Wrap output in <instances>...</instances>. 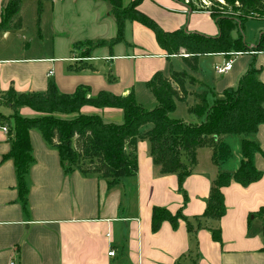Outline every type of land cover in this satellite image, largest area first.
Wrapping results in <instances>:
<instances>
[{"label": "crops", "instance_id": "crops-1", "mask_svg": "<svg viewBox=\"0 0 264 264\" xmlns=\"http://www.w3.org/2000/svg\"><path fill=\"white\" fill-rule=\"evenodd\" d=\"M8 1L0 0V23ZM28 1L21 0L18 13L8 26L0 28V92L12 89L18 93H43L51 81L65 94H71L80 85L87 86L92 95L101 89L115 95L133 90L135 100L145 110L155 107L156 100L146 81L159 71L169 74L173 59L182 60V54L167 56L150 28L128 19L121 42L111 48L103 45L93 49L83 60L86 68L76 70L79 51H73L74 43L109 40L117 32L109 3L32 0L41 11L36 34L40 41L47 38L44 25L49 23L51 47L47 51L42 44L37 49L31 42L25 43L22 10ZM122 1L127 5L133 0ZM136 8L168 32L180 29L210 37L218 34L209 12L188 11L182 0H140ZM44 10L48 18L42 17ZM18 18L20 27L14 25ZM248 19L257 20L258 24L248 40L242 23L243 39L251 48L264 34V17L245 20ZM237 35L234 30L233 38ZM57 42L67 45L63 53L59 52ZM206 56L223 57L213 67L233 57L231 70L216 74L211 81L196 74L200 64L195 71L187 69L208 86L209 104L225 89L235 87L248 69L259 70V80L264 83V50ZM141 86L151 94L149 105L138 101ZM6 108L9 107L3 109ZM11 112L10 109L8 115ZM81 112L98 114L107 123L123 120L119 108L97 109L87 105ZM19 113L27 118L37 115L27 107ZM193 120L191 114L185 122ZM3 125L9 130L8 124ZM28 134L32 164L24 175L27 194L23 203L15 164L8 157V135L0 129V264H264V227L256 214L264 210V123L246 137L258 146L253 164L261 172L260 177L246 185L232 181L224 186L222 218H202L199 222L194 217L205 209L212 180L221 171L234 173L239 167L244 137H223L232 157L218 165L212 161L211 148L198 149L197 162L182 182L183 196L176 174L159 173L149 153L150 145L144 140L136 143L134 175L109 188L106 180L97 175L84 176L77 170L65 172L57 150L46 143L41 133L31 128ZM153 207H165L171 214L180 212L194 226L192 232L187 231L180 218L176 228L164 220L152 230ZM213 230H219V240L213 238ZM110 250L114 255H108Z\"/></svg>", "mask_w": 264, "mask_h": 264}, {"label": "trees", "instance_id": "trees-1", "mask_svg": "<svg viewBox=\"0 0 264 264\" xmlns=\"http://www.w3.org/2000/svg\"><path fill=\"white\" fill-rule=\"evenodd\" d=\"M104 1L110 5L117 32L109 40L74 43L73 47L86 45L81 58L75 62L78 64L74 67L76 70L86 68L83 60L91 55L93 49L103 45L111 48L121 42L124 22L128 19L150 28L167 56L181 54L180 50H183L186 55H181L183 63L192 71L197 69L202 55H231L264 50V34L250 48L243 39L242 24L247 18L264 15V0H209L212 6L207 11L218 27L216 37L180 29L165 31L148 15L137 10L140 0H133L127 5L122 0ZM20 2H6L1 12L0 28L8 26L18 13ZM187 9L200 11L202 8L187 5ZM230 11H238L241 16L228 14ZM14 25L20 27L19 18ZM234 30L238 32L236 38L232 36ZM258 76L259 70L248 69L235 87L225 89L209 104L208 86L189 71L170 70L169 74L159 71L146 81V86L156 100L155 107L149 110H145L135 100L133 90L126 95H115L101 89L92 95L87 86L80 85L71 94H65L59 92L50 81L43 93H18L12 89L0 92V107L7 106L12 111L5 115L0 109V125L6 123L9 126L7 135L11 150L8 157L15 164L22 202L25 203L27 194L24 175L32 164L28 134L31 128L41 133L46 143L57 150L65 172L77 170L84 176L97 175L106 180L109 188L122 178L134 175L137 169L136 143L144 140L150 145L149 153L154 165L159 167V173L176 174L183 196L182 182L191 174L197 162V150L211 148L212 161L218 165L232 157L231 149L223 137L240 135L244 138L241 140L242 160L239 167L234 173L221 171L212 180L205 209L201 215L194 217L196 222L202 218L219 220L225 212L222 188L232 181L246 185L261 175L253 164V154L258 151V146L246 139L264 123V83L260 82ZM189 88L199 91L192 92ZM190 95L193 102L188 104ZM176 101L186 102L187 113L193 114L196 121L188 123L171 118L169 114L175 110ZM87 105L97 109L119 108L123 120L117 124L107 123L98 114H84L81 108ZM23 107L32 109L37 115L29 118L20 115L19 110ZM256 214L264 227V210ZM151 217L152 230H156L164 220L176 228L179 218L185 221L187 231L192 232L194 227L180 212L171 214L165 207H153ZM212 235L215 240H219V230H213Z\"/></svg>", "mask_w": 264, "mask_h": 264}, {"label": "rangeland", "instance_id": "rangeland-1", "mask_svg": "<svg viewBox=\"0 0 264 264\" xmlns=\"http://www.w3.org/2000/svg\"><path fill=\"white\" fill-rule=\"evenodd\" d=\"M183 1V0H182ZM193 2H200V0H190V3ZM28 4L25 5V8H23L22 10V17H23V36L25 38V43L26 42H31V46L34 47H38L40 46V44H42V46L44 47V50H50V44H51V38H50V31H49V23L44 25V33L47 34V38L43 39V41H40L38 38H36V34H38V15L41 12L40 9H37L38 7H36L35 3L32 0H29ZM192 7H196L195 5H190ZM209 8H211L212 4L209 2L208 5ZM40 7V6H39ZM219 9V8H218ZM220 12H222L221 10H218ZM225 13V12H224ZM233 14L235 16H241L240 13L238 11H230L228 12V14ZM47 16L46 15V11L44 10V13H42V17ZM48 18V16H47ZM244 24V31H245V35H246V39H248V35H252L253 34V29L255 30V27L258 25L257 24V20L254 19H248L245 20V22H243ZM249 40V39H248ZM42 42V43H41ZM39 45V46H38ZM58 48H59V52L63 53L65 47L67 46L64 42H57ZM86 45L84 47L82 46H76V47H72L73 51H79L78 54L76 55L77 58H81L82 53L85 51L83 50V48L85 49ZM181 54H184V51H181ZM221 58H223L222 56H206V55H202V57L200 58V65H199V71L196 72V74H200L202 76H204V78L208 81H211L212 78H214L216 75L215 70L213 69V64L215 62H219V60H221ZM172 69L173 70H187L185 64L183 63V60H181L180 58H175L172 61ZM188 71V70H187ZM192 89V88H191ZM197 91H199L197 89ZM148 94V95H147ZM150 93L148 91V89L145 86H141L140 87V92L138 95V101H140L143 104H150ZM148 96V100L146 99ZM189 100H187V103H192L193 99L192 98H188ZM208 99V98H207ZM152 103V101H151ZM187 103L186 102H181V101H176V107L175 110L170 113V117L173 119H190L191 114L187 113ZM5 108V106H1L0 109ZM10 111L9 108H6V110L3 109V112L6 113L8 115V112ZM193 115V114H192ZM194 120L196 121V117L193 115ZM117 120V119H116ZM185 120V121H186ZM192 121V122H193ZM239 136V135H238ZM237 137V136H236ZM242 136H240L241 138Z\"/></svg>", "mask_w": 264, "mask_h": 264}, {"label": "built area", "instance_id": "built-area-1", "mask_svg": "<svg viewBox=\"0 0 264 264\" xmlns=\"http://www.w3.org/2000/svg\"><path fill=\"white\" fill-rule=\"evenodd\" d=\"M220 1H222V0H220ZM209 2H210L209 0H200V2H198V3L197 2H193V1H192V3H190V0H183V4L186 7H187V5H195L196 8H198V9L202 8V10H205V11H207V9H209V6H207ZM207 12H209V11H207ZM263 17H264V15H263ZM231 54L235 55V54H238V53H231ZM182 55L186 56L185 54H182ZM76 59H78V58H76ZM232 64H233V57L231 56V58L225 60L223 63L214 65L213 69L215 70L216 74H225V73H227V72H229L231 70ZM49 74H51V72H49ZM0 129L3 132H5V133L7 132L6 125H0ZM108 255H114V251L113 250L108 251ZM9 264H15V263L14 262H10Z\"/></svg>", "mask_w": 264, "mask_h": 264}]
</instances>
